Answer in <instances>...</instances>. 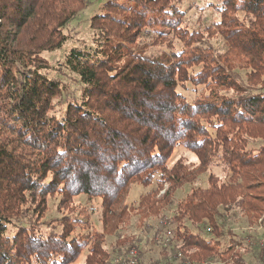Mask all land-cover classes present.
I'll list each match as a JSON object with an SVG mask.
<instances>
[{
  "label": "trees",
  "instance_id": "16d2710c",
  "mask_svg": "<svg viewBox=\"0 0 264 264\" xmlns=\"http://www.w3.org/2000/svg\"><path fill=\"white\" fill-rule=\"evenodd\" d=\"M76 1L0 0V264H72L85 250V264H111L167 227L173 240L158 243L157 264H248L251 254L264 264V0H223L216 27L229 45L222 28L238 31V65L226 52L205 53L166 0H130L120 9L129 17L110 13L129 0L109 1L96 21L113 26L98 30V46L72 49L60 64L68 85L35 57L63 47L53 31L76 16ZM234 11L247 17L231 18ZM157 26L178 31L182 48L173 40L152 55L130 46L132 28L139 39ZM237 69H247V87ZM205 80L206 91L222 90L208 89L196 105L178 92ZM177 146L199 163L171 166ZM216 163L224 176L204 180ZM134 185L151 189L131 201ZM78 195L100 200L102 232L71 236L67 224L44 230L35 222L49 197L68 207ZM143 246L155 247L150 237Z\"/></svg>",
  "mask_w": 264,
  "mask_h": 264
},
{
  "label": "rangeland",
  "instance_id": "374dc122",
  "mask_svg": "<svg viewBox=\"0 0 264 264\" xmlns=\"http://www.w3.org/2000/svg\"><path fill=\"white\" fill-rule=\"evenodd\" d=\"M91 1V3H90ZM113 2V0H79L74 3L75 14L76 16L70 20V22L65 26V28L54 29V33L59 38L62 36L64 38V43L62 48H56V46L48 47L47 49H38L37 56L35 59L37 61H42L48 64L50 67L49 74L52 79L60 80V82L70 84V76L66 73H59L60 64L64 62L65 56L72 49H86L89 47H97L99 41L97 39L98 30L104 29L108 26H113L112 23L107 21V25L103 26L101 22H97V15L101 12L106 11L105 6L107 2ZM126 1V0H124ZM123 5L116 4L118 8L114 7L111 9V14H116L119 17L122 16H131L128 11H121L125 9V6H129L131 1H126ZM167 6L174 4L178 11L180 12L181 18V29L188 30L189 33H197V40L202 44L200 47L205 53H209L212 56H220L226 53L227 55L234 56L233 59L237 60L235 65L239 64V61L236 57L237 51L234 50V42L239 37L237 30L232 31L230 27L222 28L225 32L224 34L228 36L231 40V44L227 38L221 34L220 28L216 26L221 23L225 14L223 12L224 1L223 0H166ZM112 4V3H111ZM121 9V10H120ZM230 17H239L241 20H244L247 15L239 14L237 11L231 12ZM64 21V20H62ZM97 28V29H96ZM165 30L166 35L157 34L156 30ZM209 30V31H208ZM135 29L132 28L127 34H129L133 40L131 43L132 48H140L149 54L158 55L161 52L171 49V41H175V49L182 48V44L177 37L176 30L166 29L165 27L157 26L154 29L152 27H146L144 29L143 35L139 39L135 38ZM187 32V31H186ZM206 45L208 48H204ZM212 48V50H209ZM214 63L218 66H223L222 58L221 61L214 59ZM237 71L243 75V80L240 82L241 85L248 84V78L244 76L245 71ZM207 80L204 81V84L199 86L198 84H192L185 82L184 85L178 87V92H180L189 104L196 105L198 104V99L208 94V89H212L211 85L207 91L205 86ZM205 86V87H204ZM222 90L215 87L213 91ZM257 90H264V88L259 85ZM77 92V91H76ZM207 92V93H206ZM228 96H237L235 90L226 91ZM258 146L262 144V141L255 140V143ZM182 161L186 166H195L199 163V159L195 153L182 147L177 146L171 159L170 165ZM212 173L214 176H224L225 170L221 163H216L211 165L210 169L206 172L203 179L206 180L209 174ZM159 178V175L156 176ZM156 184L152 185V188ZM151 189L150 187H145L142 185H134L133 190L130 195V200H138L139 196L142 193L147 192ZM190 187L186 186L181 193L179 192L177 198H183L189 192ZM61 197H49L47 209L44 211L43 219L35 221L39 223L41 229H55L63 230L64 225H69L72 227V235H93L99 232H102V223H101V213L98 209L100 207V200L98 198L89 197L86 195L74 196L69 201L67 200L68 207L64 205V202H60ZM79 221V222H78ZM81 222V223H80ZM256 229V228H255ZM249 230V227L247 231ZM240 232L239 230H235ZM244 231V230H243ZM248 233V232H247ZM84 238V237H82ZM88 253V250H85L83 254L72 264H85V258ZM149 253V252H148ZM156 251L153 252L151 256H157ZM248 264H262L258 258H255V255H250L246 257ZM259 262V263H258Z\"/></svg>",
  "mask_w": 264,
  "mask_h": 264
},
{
  "label": "built area",
  "instance_id": "2783aa9c",
  "mask_svg": "<svg viewBox=\"0 0 264 264\" xmlns=\"http://www.w3.org/2000/svg\"><path fill=\"white\" fill-rule=\"evenodd\" d=\"M257 231L264 232V227L260 225L257 229ZM151 238L153 240V243L155 247L153 249L148 248L147 246H143L147 243V239ZM149 237L143 239V241L140 243V246H134L130 249L126 250L123 255L116 256L111 264H157L156 262L159 260L158 255L157 256H151L154 251H157V245L163 244L165 247H169V243H172L173 240V233L172 230L167 227L166 232L162 235L158 236L157 230L153 228L149 234ZM261 245H264V238L261 239ZM145 251V254H144ZM149 252V253H148ZM157 254V253H156ZM264 258V255H263ZM172 258V264H191L189 262L181 263L180 261H173ZM208 264V263H203Z\"/></svg>",
  "mask_w": 264,
  "mask_h": 264
}]
</instances>
